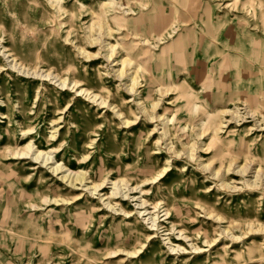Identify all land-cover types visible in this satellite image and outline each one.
<instances>
[{"label":"rangeland","instance_id":"1","mask_svg":"<svg viewBox=\"0 0 264 264\" xmlns=\"http://www.w3.org/2000/svg\"><path fill=\"white\" fill-rule=\"evenodd\" d=\"M57 1L0 0V43L31 72L11 70L0 56V264H264L261 191L221 190L202 169L226 174L247 160L264 168L262 119L225 128L222 113L264 116V0H114L113 8L109 0ZM106 45L116 46L111 60ZM233 63L235 82L228 74L219 83ZM47 73L67 79V89ZM132 78L152 121L128 91ZM29 145V155H17ZM57 165L105 187L74 190L53 172ZM167 166L164 180L144 187L158 227L152 214H137L136 201H124L127 215L108 207L114 181L135 187ZM207 205L225 223L207 220ZM240 222L237 241L222 234ZM144 246L132 259L111 254Z\"/></svg>","mask_w":264,"mask_h":264},{"label":"bare ground","instance_id":"2","mask_svg":"<svg viewBox=\"0 0 264 264\" xmlns=\"http://www.w3.org/2000/svg\"><path fill=\"white\" fill-rule=\"evenodd\" d=\"M56 2H58V1L56 0ZM104 6H110L111 8H113L114 7V0L105 1ZM119 30H121V29H119ZM134 39H135V35H134ZM141 43L144 47H147L150 45V41L148 39L142 40ZM104 47H109L110 55H107V58H108V60H111L114 53H115L116 46L115 45H106ZM0 56H4L9 60L11 70L15 71L17 69L16 72L21 73L23 70V72H25V73L26 72L31 73L30 70H27L25 67H23L21 64H19L16 61V58L14 57L13 53L6 46H4L2 43H0ZM39 71H36V73L32 72V74H35L37 76V75H39ZM25 73H24V75H25ZM32 74H30V75H32ZM126 74H127L126 71L122 68L121 70H119L117 76L119 78H122ZM26 75H28V74H26ZM45 76L50 78L49 79L50 81L57 80L56 83L60 82L59 86H62V88L64 90L67 89V79H65V78L61 79L58 76L53 75L52 73H47V74H45ZM46 80H48V79H46ZM132 82H133V86L129 87L128 91L135 96V102L138 104V106H140L142 113L146 114L148 116V118L152 121L155 117H151L149 115V112L147 111L146 106L143 104L142 100L139 98L140 93L136 89V87L138 86L137 79L132 78ZM137 98H138V100H137ZM158 105H159L158 102L153 103L154 109H157ZM197 108H198V106L196 105L195 109H197ZM222 113H223V116L230 117V119H225L226 123L223 124V126L225 128H228L231 124H234L232 121H235L236 122L235 124H237V123H240L239 121H241V120L243 121L244 119H249V118L252 119L253 117L254 118L255 117L261 118L262 121L264 122L263 114H256L255 112H248V113L242 115L239 112V110H237V108H226ZM240 115H242L241 116L242 118L238 120V118H240ZM260 115H262V116H260ZM246 122L247 121H244L243 123H246ZM250 122H253V120ZM127 124H129V122ZM254 124H255V126H257L256 123H254ZM260 127L263 128L261 125H260ZM251 128H253V127H251ZM55 132H53V133H55ZM165 133L167 134L166 128H165ZM55 136L56 135L54 134L53 137L55 138ZM195 145H197V143ZM32 148H33L32 145H29L28 146L29 151L21 150V151L17 152V155L27 156V155H29V152L32 150ZM53 152L54 151L52 150L51 153H53ZM193 154H195V153H193ZM193 154L189 155V159L192 161L195 159ZM41 156H42V152H40L38 154V156L36 157V160H38ZM175 158H177V157H175ZM51 159H53V158H51L49 155L47 157V159L45 160V163H48ZM174 162H176V161H174ZM210 166H211V164L210 165L209 164L203 165L202 169L205 172L210 170L208 172V174L210 175L211 180H214V181H217L218 183H220L219 186H220L221 190H225V191H228L230 193L231 192L232 193L240 192L243 189L250 190V191L259 190V191H261V197L260 198L262 200H264V168L261 166H258L254 161L247 160L243 165L238 166L237 169H236V166H234V164L231 163L229 165V167L225 170L226 174H236V175L244 178V181L242 182V187L232 185L231 183L227 182L225 179L226 174L222 173V168L214 170V169H210ZM63 169H64L63 166L57 165V166H54L52 170L55 174L61 175V177H60L61 180L63 182L68 183L74 190L84 189V190L89 191L91 194H96L97 191H99L105 187V186H103L104 183L96 184V183L88 182L89 178L87 176V173H85L83 171L73 173L70 171L68 172L66 170L64 171ZM170 172H171V169L167 166V167H165V169L162 172L153 176L151 179H145L144 181H141V184L140 185L137 184L135 187L130 186L128 180L120 179V180L114 181L113 182L114 190L112 192V198L111 199H113L115 201H110L108 203V207H110L115 212L121 211L122 213L124 212V214L127 215L130 213H127L123 209L124 201H127V200L136 201V209L138 210L137 214L142 215V217L152 214V216L150 215L148 220H151L153 222L154 225H152V227H158V225L155 224V222L157 220L156 219L157 215H155V212H151V211L148 212L149 210H151V208H149V206H152V205L149 203V201L146 198H144L145 195L149 192L148 190H145L144 187L150 186L151 184H156L158 182V180L162 181V179L165 178ZM250 174H252L251 179L245 178V177H248ZM88 183H90V184H88ZM238 184H241V183H238ZM121 186L125 187L124 190L120 189ZM211 191H214V190H211V188H210L208 190V192H211ZM136 193H142V194H141V196H137ZM157 208H158V205L154 206L152 209L154 210ZM202 209L206 215L205 217L207 220H211L214 223H218V224L225 223V218H223L218 213V208L216 206L207 205L206 207H203ZM164 211H165L166 219L172 218V213L170 210L165 209ZM128 216L130 217L132 215H128ZM257 222L258 223L260 222L259 218H258ZM255 224H256L255 222H252V223L249 222L247 224L249 226V228L251 229L250 231L257 230L255 227ZM230 225H231V227H230ZM230 225L228 228H224L222 230V234H225V236L230 237V240H232V241H237L239 236H235L232 232V229L238 228V229H241L243 231V229L246 227V224L243 225V223L240 222V223H230ZM152 230H156V228H154ZM260 230L264 231V226L261 225ZM205 237H206V235H205ZM180 240H183L185 242H190L191 246H193V249L195 250L194 253L199 254L202 252L201 248L197 247L193 242H191L192 240L190 238H188V236H186V235L184 236L183 234H181ZM215 242H216V240H215ZM215 242L212 246L215 245ZM144 248H145V246L138 248V250L135 249L134 251H126V252L124 250H119V251L112 252L111 254L114 255L115 257L123 254L124 256H127L128 258L132 259V258H136L138 256L140 257L144 253V250H143ZM172 248H173L172 249L173 251L186 250L185 248H181L180 245L173 246Z\"/></svg>","mask_w":264,"mask_h":264},{"label":"crops","instance_id":"3","mask_svg":"<svg viewBox=\"0 0 264 264\" xmlns=\"http://www.w3.org/2000/svg\"><path fill=\"white\" fill-rule=\"evenodd\" d=\"M162 24H164V22L162 23ZM232 48H234V47H232ZM227 55H228V53H227ZM229 56H231L230 54H229ZM232 61H233V59H232ZM224 64L225 63H222V64H220L218 67H222V66H224ZM193 70L194 69H191V73L193 72ZM237 70H236V65H235V63H233V64H228L227 65V71H225L224 70V72H223V75H220V72L218 73V76L215 78L216 80H218L219 81V83H222L221 81H225L226 80V77H227V75L228 74H231L232 75V81L233 82H235V76H236V74H237V72H236ZM242 72V71H241ZM193 78V77H192ZM220 79H221V81H220ZM224 83V82H223ZM228 83L229 84H227V87H231L232 86V82L231 81H228ZM217 95H225V97H230V98H233V95H229V94H220V93H217Z\"/></svg>","mask_w":264,"mask_h":264}]
</instances>
